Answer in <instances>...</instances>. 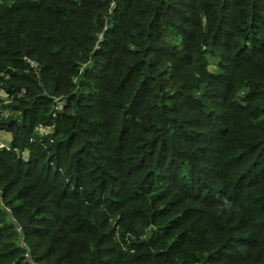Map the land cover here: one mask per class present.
I'll use <instances>...</instances> for the list:
<instances>
[{
    "label": "trees",
    "instance_id": "obj_1",
    "mask_svg": "<svg viewBox=\"0 0 264 264\" xmlns=\"http://www.w3.org/2000/svg\"><path fill=\"white\" fill-rule=\"evenodd\" d=\"M0 130L34 264H264V0H0Z\"/></svg>",
    "mask_w": 264,
    "mask_h": 264
},
{
    "label": "rangeland",
    "instance_id": "obj_2",
    "mask_svg": "<svg viewBox=\"0 0 264 264\" xmlns=\"http://www.w3.org/2000/svg\"><path fill=\"white\" fill-rule=\"evenodd\" d=\"M215 68V67H214ZM213 69V68H212ZM9 103H7L8 105ZM6 117L10 115L9 110L6 111ZM39 130V129H38ZM41 132L45 131L44 129H40ZM12 140V134L6 130H0V144L5 145L6 147L9 146V143ZM9 198L4 197L0 191V208L2 207L4 210L0 212V228H6V238L5 241L9 244V246L13 245H19L24 247L27 250L26 258L29 259L31 264H34V262L30 259V250L28 248V245L26 244V241L24 240V234H23V228L22 225L18 222L17 217L14 213V209L11 205H8ZM8 225L14 226V228H11L9 230ZM10 231V233H13L11 235H7V232ZM9 233V232H8Z\"/></svg>",
    "mask_w": 264,
    "mask_h": 264
},
{
    "label": "built area",
    "instance_id": "obj_3",
    "mask_svg": "<svg viewBox=\"0 0 264 264\" xmlns=\"http://www.w3.org/2000/svg\"><path fill=\"white\" fill-rule=\"evenodd\" d=\"M4 147H6L5 145H2V144H0V148H4Z\"/></svg>",
    "mask_w": 264,
    "mask_h": 264
}]
</instances>
